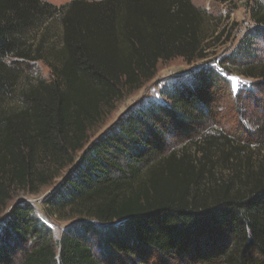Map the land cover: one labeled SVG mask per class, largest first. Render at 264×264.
Masks as SVG:
<instances>
[{
	"label": "trees",
	"instance_id": "trees-1",
	"mask_svg": "<svg viewBox=\"0 0 264 264\" xmlns=\"http://www.w3.org/2000/svg\"><path fill=\"white\" fill-rule=\"evenodd\" d=\"M247 7L250 26L216 55L232 32L190 0H0V264H264V160L245 189L210 187L204 174L217 146L264 145V123L220 127L221 103L264 90V1ZM178 58L200 64L84 146ZM233 74L249 87L232 94ZM65 168L41 201L47 218L75 219L60 238L30 202L2 218L14 191L36 195Z\"/></svg>",
	"mask_w": 264,
	"mask_h": 264
},
{
	"label": "rangeland",
	"instance_id": "rangeland-1",
	"mask_svg": "<svg viewBox=\"0 0 264 264\" xmlns=\"http://www.w3.org/2000/svg\"><path fill=\"white\" fill-rule=\"evenodd\" d=\"M54 6H61L69 3L72 0H42ZM92 1V0H88ZM97 1V0H95ZM196 7L205 9L209 12L215 22L221 24L222 28L229 29L232 32V41L226 44L218 45L216 55L223 54L225 49H230L232 45L237 42L241 34L250 26L249 13L247 11L248 3L251 0H190ZM264 1V0H263ZM234 28V29H232ZM228 31V32H229ZM215 58V57H213ZM200 62L192 65L186 64L182 59H174L168 62H161L157 66L154 79L145 84L139 90L130 94H125L123 99L114 105V108L93 128L87 133V141L85 147L89 145L98 136L103 134L112 124H114L129 108L136 105L138 102L152 97H157L160 88L164 82L176 75L185 74L189 70L194 69ZM37 75L43 80L49 81L50 72L43 64L37 65ZM230 82V89L232 94H235L242 88L249 87V80L233 74L228 77ZM256 91V89H255ZM255 93L254 101L248 102L243 97L237 104L232 100H228L219 105L220 112V127L222 130L231 133H237L238 128L243 127L255 133L258 126L264 123V90H257ZM236 129V130H235ZM235 130V131H234ZM201 147V146H200ZM242 147V148H241ZM178 150L179 154L188 153L195 158H202V153L198 152V146H173ZM239 149V150H238ZM238 152V153H237ZM234 159H233V155ZM80 156V152L75 155V159ZM232 156V157H231ZM236 156V157H235ZM227 158L235 163L234 167H229L226 163ZM211 164L205 166L206 184L210 187H221L230 183L232 189H245L252 186L253 178L257 177L256 173L260 164L264 160V145L255 146L250 143V146H217L212 151L210 156ZM68 168L62 169L58 172L55 179L46 187H40L36 195L23 192L21 190L14 191L12 199L8 203L7 209L3 215L13 206L16 202L27 201L34 205L37 210L38 216L49 227L52 228L56 238H60L63 230L68 225L74 223V218L59 219L56 217L47 218L41 207V201L48 195L53 187H55ZM210 171L211 175H206ZM250 171L254 174L251 175ZM169 264L158 258H154L148 264ZM172 264V263H170Z\"/></svg>",
	"mask_w": 264,
	"mask_h": 264
},
{
	"label": "water",
	"instance_id": "water-1",
	"mask_svg": "<svg viewBox=\"0 0 264 264\" xmlns=\"http://www.w3.org/2000/svg\"><path fill=\"white\" fill-rule=\"evenodd\" d=\"M13 206H14V205H13ZM13 206H11V207L9 208V210L3 215L2 218H5V217H7V216L9 215V213H10V211L12 210Z\"/></svg>",
	"mask_w": 264,
	"mask_h": 264
}]
</instances>
